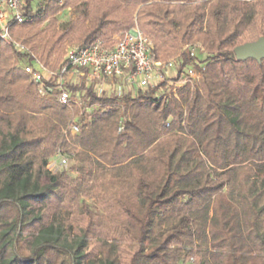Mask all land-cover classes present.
Listing matches in <instances>:
<instances>
[{"label": "trees", "instance_id": "trees-1", "mask_svg": "<svg viewBox=\"0 0 264 264\" xmlns=\"http://www.w3.org/2000/svg\"><path fill=\"white\" fill-rule=\"evenodd\" d=\"M133 27L157 61L181 60L178 77L197 60L200 80L177 96L158 97L164 83L78 92L81 113L42 95L0 39V264H120L132 234L120 216L139 223L128 264H264V60L233 55L264 36V0H49L10 33L55 71L65 42L111 46ZM58 155L79 163L75 179L48 169Z\"/></svg>", "mask_w": 264, "mask_h": 264}, {"label": "built area", "instance_id": "built-area-1", "mask_svg": "<svg viewBox=\"0 0 264 264\" xmlns=\"http://www.w3.org/2000/svg\"><path fill=\"white\" fill-rule=\"evenodd\" d=\"M42 1L44 0H0V39L18 53L26 55L29 62L22 66V72L25 76H29L42 95L56 93L59 103L83 107L78 92L71 93L68 89L73 82L84 81L95 84L99 93L106 90V82H110L115 96L130 93L128 90L131 88L143 91L156 89L160 83H164L165 89L156 92L160 97L166 93L176 96V86L183 88L188 84L192 85L201 77V72L196 67L197 60H195L196 65L189 64L178 77L179 72L174 62H162L153 58L152 44L136 27L116 37L112 46L106 45L101 40L83 46H71L58 68L50 71L34 56L28 55L27 48L16 41L10 33L12 25L31 23L44 8ZM186 50L188 57L191 58H196V51L201 53L203 51L199 45L187 47L184 51ZM173 72L176 73L174 78L171 77ZM48 83L53 86H49ZM79 130L78 124L73 122L64 133L68 131L74 136ZM121 130L122 128L118 129ZM56 157L59 163L48 166L52 173H56L68 161L65 156Z\"/></svg>", "mask_w": 264, "mask_h": 264}, {"label": "rangeland", "instance_id": "rangeland-1", "mask_svg": "<svg viewBox=\"0 0 264 264\" xmlns=\"http://www.w3.org/2000/svg\"><path fill=\"white\" fill-rule=\"evenodd\" d=\"M62 3H60V5H63L64 4V2L63 1H61ZM42 3V6L43 7H46L47 5H48V1H46V0H44V1H42L41 2ZM74 11L70 8V9H66V10H64V11H61V12H59L57 15H56V17H57V20H58V26H61V25H63V24H65V23H68V22H70V20H72L74 17V13H73ZM256 28H253L252 30H251V32H252V38H255V36H257L256 34V31L258 30H255ZM256 33V34H255ZM118 36H120V34H115L114 35V37L111 39V42L109 43V44H111V46H112V44L114 43V40H115V38L116 37H118ZM75 45H79L78 43H75V42H71V43H68V42H65L64 44H63V46H64V49H63V57H64V55H65V53H66V51L69 49V48H71V46H75ZM204 51V50H203ZM63 57H62V59H61V62L63 61ZM161 61V60H160ZM167 61H172V62H174V65H175V68H177V70H179L180 69V65H181V60L180 59H176V58H173V59H171V60H167ZM162 62H166V61H162ZM60 65V64H59ZM58 65V66H59ZM58 66H57V68H58ZM56 68V69H57ZM176 73H171V77H173L174 78V75H175ZM177 76V75H176ZM200 76H201V73H200ZM200 80V79H199ZM196 83V82H195ZM106 84H107V91L106 90H104L103 92H101V93H99L98 92V89L96 88V86H95V84H91L90 82H84V81H77L76 83H72L71 85H69L68 86V89L69 88H73V89H75V91L73 90V92H76V90L78 89L79 91H77V92H81V94L82 95H84V94H86V91L87 90H89V91H91V92H95L98 96H100V97H102V96H104V97H112V96H114L115 94H114V88H113V86L111 85V83L110 82H106ZM106 86V85H105ZM177 88H175V90H180V89H182V87L181 86H176ZM81 90V91H80ZM106 91V92H105ZM176 91V92H177ZM128 92H130V93H132L133 95H136L138 92H139V89H133V88H131V89H129L128 90ZM178 93V92H177ZM177 93H176V96H177ZM136 97V96H135ZM78 109H80V108H78ZM83 108L81 107V113H82V110ZM74 111H75V108H73V109H71V118L72 119H74L75 121H77V119H79L78 118V116H80L79 114H76L75 115V113H74ZM71 119V120H72ZM49 162H50V165L51 164H54V163H59V159H57V157L55 156V157H52V158H50V160H49ZM79 163H77V162H75V161H67V164L65 165V166H62V167H60L57 171H56V173H60V171H66L67 173H68V177L70 178V179H75L77 176V173H76V171L75 170H72L73 168H74V166H76V165H78ZM49 165V166H50ZM49 168V167H48ZM86 203H87V205H89V208L92 210V212L96 215V216H98V215H101L102 214V211L100 210V208L95 204V202L93 201V200H90V201H86ZM63 214V218L65 219V218H67V213L66 212H63L62 213ZM119 225H122V226H125V227H127V228H129L130 229V233H132L129 237H128V239L123 243V244H121V246H120V249L118 250V252H117V258H118V262L120 263V264H128V259H129V257H130V255L135 251V249H136V244H135V240H136V238L138 237V228H139V223L136 221V220H130V219H127V218H125L124 216H120L119 218ZM78 220V219H77ZM79 222H80V224L81 225H83L84 224V222H81V220H79ZM73 225L75 226V223H73ZM88 249H90V251H92V252H94L92 255H94V254H99V251H100V244H98V243H92L91 242V244L89 245V247H88ZM100 256V255H99ZM186 264H195V262L193 261H188Z\"/></svg>", "mask_w": 264, "mask_h": 264}, {"label": "water", "instance_id": "water-1", "mask_svg": "<svg viewBox=\"0 0 264 264\" xmlns=\"http://www.w3.org/2000/svg\"><path fill=\"white\" fill-rule=\"evenodd\" d=\"M233 55L238 61L253 59L260 63L261 60H264V36L255 42L245 43V45L234 48Z\"/></svg>", "mask_w": 264, "mask_h": 264}, {"label": "crops", "instance_id": "crops-1", "mask_svg": "<svg viewBox=\"0 0 264 264\" xmlns=\"http://www.w3.org/2000/svg\"><path fill=\"white\" fill-rule=\"evenodd\" d=\"M105 88H107V86H106ZM107 90H108V89H107ZM107 90H106V91H107ZM106 91H105V92H106Z\"/></svg>", "mask_w": 264, "mask_h": 264}]
</instances>
